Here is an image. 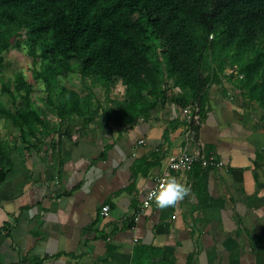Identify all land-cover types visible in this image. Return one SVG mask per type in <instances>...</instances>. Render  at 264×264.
Wrapping results in <instances>:
<instances>
[{
    "label": "crops",
    "instance_id": "1",
    "mask_svg": "<svg viewBox=\"0 0 264 264\" xmlns=\"http://www.w3.org/2000/svg\"><path fill=\"white\" fill-rule=\"evenodd\" d=\"M168 89L132 124L107 125L101 114L78 139L10 155L11 174L0 184V264H264L262 109L225 76L211 86L187 145L183 107L171 99L181 93ZM186 147L223 165L169 170L189 193L141 210Z\"/></svg>",
    "mask_w": 264,
    "mask_h": 264
},
{
    "label": "trees",
    "instance_id": "2",
    "mask_svg": "<svg viewBox=\"0 0 264 264\" xmlns=\"http://www.w3.org/2000/svg\"><path fill=\"white\" fill-rule=\"evenodd\" d=\"M22 36L30 54L45 62L35 75L56 108L34 105L33 88L20 75L21 104L3 85L15 108L0 98V116L29 144V137L39 141L50 133L51 115L60 122L72 114L92 122L102 109L107 125L132 124L146 118L170 87L181 93L171 99L196 105L203 118L211 86L225 76L243 100L262 109L264 120V0H0V52L20 46ZM74 65L106 94L120 80L123 98H108L103 107L94 91L82 94L60 84L59 76ZM227 66L235 72L226 75ZM8 150L0 131V184L11 174Z\"/></svg>",
    "mask_w": 264,
    "mask_h": 264
},
{
    "label": "rangeland",
    "instance_id": "3",
    "mask_svg": "<svg viewBox=\"0 0 264 264\" xmlns=\"http://www.w3.org/2000/svg\"><path fill=\"white\" fill-rule=\"evenodd\" d=\"M21 41L20 46L13 45L8 50L0 52V57H2V61L0 62V98L5 103L6 106L14 109L15 106L12 102V99L3 91V85H9V87L17 93L18 103L21 104L22 94L24 93L23 86L17 82V76H22L28 83L31 84L32 98L34 101V105L50 109L55 113L56 108L53 104L48 102V98L50 94H48L45 90V83L42 78L37 77L35 75L36 70H40L45 62L41 60L40 57H34L30 54L29 48L25 43V36L19 38ZM75 62V61H73ZM235 72V69L231 66H227L225 73L226 75H230ZM60 84L67 86L68 88L76 89L82 94L86 93L88 90H92L95 92V95L98 99L96 104L100 103L103 107H108L110 102L108 98L112 97L114 100L119 101L120 97H122V88L123 85L119 80L115 87L109 94H106L104 86L95 81L94 79L83 80L82 76L77 71V67L74 65V69L72 71H65L61 76H59ZM51 99L53 101H58L59 97L57 93L52 92ZM240 93V92H238ZM256 106L255 104H253ZM102 109H98V113L95 116L96 118H100ZM263 115V114H262ZM52 119L50 122V133L46 136H41L40 140H36L32 137H29V149L27 150V146H25L27 142H24L20 136V130L15 127L8 118L0 116V131L2 137L7 143V145H13L9 152V156L14 152L18 151H30V148L46 150L50 148H56L58 143V139L71 138L74 139L75 135L76 139L79 138L80 130L88 129L91 122H86L83 117L77 116L75 114L69 115L67 120L64 122H60V118L58 116L51 115ZM53 127L56 128V131L53 130ZM12 141L13 144H10ZM48 146V148H44V146ZM14 150V151H13Z\"/></svg>",
    "mask_w": 264,
    "mask_h": 264
},
{
    "label": "built area",
    "instance_id": "4",
    "mask_svg": "<svg viewBox=\"0 0 264 264\" xmlns=\"http://www.w3.org/2000/svg\"><path fill=\"white\" fill-rule=\"evenodd\" d=\"M182 114L186 122V137H187V145H188L191 138H195V135L197 133L195 126L196 125L200 126L202 118L198 113V107L196 105H187L183 107ZM196 161L200 162L203 166H209V167H221L223 165V161L214 155H208V156L204 154L194 155L193 153L190 152L188 147H186V150L182 154L171 158L168 168L160 175V177L157 179L156 184L147 191L140 209L144 210L148 208L153 202H155L154 197H150L149 193L151 191L158 190L160 183L166 180L167 178H169L170 175L169 170H179V169L190 170L192 168V165ZM109 211H110L109 204H106L102 207L103 215L107 216L109 214Z\"/></svg>",
    "mask_w": 264,
    "mask_h": 264
},
{
    "label": "clouds",
    "instance_id": "5",
    "mask_svg": "<svg viewBox=\"0 0 264 264\" xmlns=\"http://www.w3.org/2000/svg\"><path fill=\"white\" fill-rule=\"evenodd\" d=\"M189 191L187 185L179 183L174 177H169L160 183L158 190L151 191L149 195L154 197L157 207L163 209L183 200Z\"/></svg>",
    "mask_w": 264,
    "mask_h": 264
}]
</instances>
